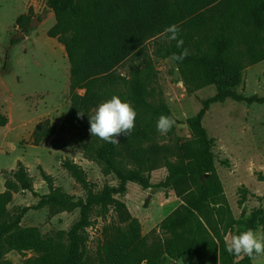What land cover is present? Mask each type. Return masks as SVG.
<instances>
[{"label": "rangeland", "instance_id": "rangeland-1", "mask_svg": "<svg viewBox=\"0 0 264 264\" xmlns=\"http://www.w3.org/2000/svg\"><path fill=\"white\" fill-rule=\"evenodd\" d=\"M21 16L28 20L20 27ZM55 25L46 0H0V115L14 118L11 131L7 126L0 131V194L6 183L16 186L5 206L0 264H38L44 257L47 264H69L76 254L86 264H139L141 254L170 237L159 226L184 205L173 189L157 188L169 175L165 160L178 159V142L198 148L187 121L217 88L199 81L204 66L195 44L177 64L164 57L166 38L157 37L94 90L99 104L117 95L137 113L132 132L119 137L114 159L85 157L79 142L90 134L79 125L65 126L54 139L34 146L38 124L61 128L73 93H88L71 90L65 49L48 36ZM243 33L264 50V14L249 19ZM234 92L264 97V61L244 70ZM161 115L174 118L173 135L157 132ZM202 124L213 141L223 194L207 220L188 218L178 250L169 255L165 249L158 264H222L224 253L226 264H238L248 256L228 254L226 238L248 229L264 237V104L228 99L211 105ZM130 177L136 180L122 182ZM107 187L115 193L104 214L94 200ZM252 264H264V255Z\"/></svg>", "mask_w": 264, "mask_h": 264}, {"label": "trees", "instance_id": "trees-1", "mask_svg": "<svg viewBox=\"0 0 264 264\" xmlns=\"http://www.w3.org/2000/svg\"><path fill=\"white\" fill-rule=\"evenodd\" d=\"M46 3L56 20L48 36L57 39L65 49L70 65L71 90H88V93L84 96L73 93L71 108L61 128L48 121L38 124L32 135L34 146L54 139L65 126L79 125L90 134L89 116L101 102L94 90L104 83L105 77L111 78L115 69L157 37H165L168 41L163 46L164 57L171 58L173 53L180 52L176 41H170L164 34L165 27L171 24L179 26L184 48L189 50L190 44L197 46L204 66L199 81L217 88L215 96L206 100L201 111L187 121L199 139L198 148L178 142V159L175 162L165 160L164 167L169 175L157 188L173 189L183 198L184 205L159 226L170 237L154 243L139 256V264H158L165 249L169 255L178 250L188 218L198 215L207 220L213 202L223 194L213 161V141L202 124L207 111L211 105L228 99L264 104V97H244L234 92L243 82L244 70L264 61V50L250 43L243 33L249 19L264 14V0H46ZM27 16L19 17L17 25L24 26ZM253 26L256 27L257 23ZM11 43L16 44L14 41ZM183 61L174 62L179 64ZM149 70L150 67L146 71ZM8 123V117L0 115V128H5ZM168 133L173 135L174 129ZM79 145L81 153L89 159H114L116 155L115 144L91 134L86 142L80 141ZM135 180L130 177L122 182ZM5 189L0 194V220L9 216L5 206L11 201V193L16 191V186L6 183ZM114 193L113 189L105 188L95 198L94 205L101 206L105 214ZM86 211H83L82 223L85 222ZM4 221L0 234L8 228L7 219ZM137 225L135 221L132 223L133 227ZM29 249L39 251V248ZM227 258L224 253L222 264L227 263ZM252 259L247 257L238 264H252ZM47 263L48 258L44 257L38 264ZM69 264L86 263L76 254L69 259Z\"/></svg>", "mask_w": 264, "mask_h": 264}, {"label": "clouds", "instance_id": "clouds-1", "mask_svg": "<svg viewBox=\"0 0 264 264\" xmlns=\"http://www.w3.org/2000/svg\"><path fill=\"white\" fill-rule=\"evenodd\" d=\"M164 34L170 41H176L179 53H173L171 59L183 61L190 54L183 47L180 38V28L171 24L164 29ZM79 115L82 117L83 114ZM136 111L129 102L122 101L117 95L99 104L93 115L89 116V132L104 142L119 145L120 136L127 137L135 128ZM175 125V120L170 115H161L156 121V130L161 135H166ZM225 250L230 255H247L249 258L264 255V237L257 238L252 229L233 235L225 240Z\"/></svg>", "mask_w": 264, "mask_h": 264}, {"label": "bare ground", "instance_id": "bare-ground-1", "mask_svg": "<svg viewBox=\"0 0 264 264\" xmlns=\"http://www.w3.org/2000/svg\"><path fill=\"white\" fill-rule=\"evenodd\" d=\"M13 120H14V118H13V116L12 117H10V125H8L6 128H7V131H11V123L13 122Z\"/></svg>", "mask_w": 264, "mask_h": 264}, {"label": "crops", "instance_id": "crops-1", "mask_svg": "<svg viewBox=\"0 0 264 264\" xmlns=\"http://www.w3.org/2000/svg\"><path fill=\"white\" fill-rule=\"evenodd\" d=\"M8 119H9V118H8ZM8 125H10V121H9ZM8 125H7V126H8ZM1 129H3V128H0V131H1Z\"/></svg>", "mask_w": 264, "mask_h": 264}]
</instances>
